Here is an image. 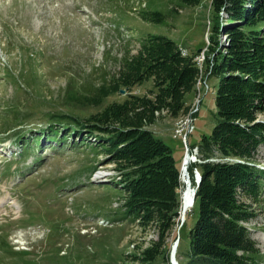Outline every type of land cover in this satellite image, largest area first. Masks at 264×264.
Here are the masks:
<instances>
[{"label": "rangeland", "instance_id": "rangeland-1", "mask_svg": "<svg viewBox=\"0 0 264 264\" xmlns=\"http://www.w3.org/2000/svg\"><path fill=\"white\" fill-rule=\"evenodd\" d=\"M155 10L165 14L162 24L141 18L143 12ZM216 17L212 0L195 7L175 0H0V264H170L178 233L177 261L190 262L197 210L189 211L182 225L184 217L179 215L167 233L165 254L148 261L145 252L159 240L158 224L143 226L125 216V194L113 184L120 179L116 165L107 162L95 138L80 147L77 135L64 143L33 137L51 121L59 122V116L67 117L62 123L68 124L69 115L86 119L97 113L100 109L71 103L68 97H91L105 78L116 76L128 52L136 55L150 35L165 36L177 43L182 56L194 55L198 74L194 92L187 96L188 111L174 117L169 109L157 110L147 129L160 138V124L172 127L166 143L181 167L185 146L174 135L178 123L193 118V110L201 105L189 136L190 145L200 148L203 136H209L219 120L221 78L214 74L210 47L214 23L222 13ZM223 36L222 43L229 45ZM154 90L151 80L130 93L151 96ZM126 98L127 91L118 93L104 106ZM254 123H264V110L256 113ZM199 161L236 159L217 152L206 158L200 149ZM255 162L264 170V144ZM240 201L256 207L245 196L240 195ZM256 209V217L244 226L261 251L256 264H264V182Z\"/></svg>", "mask_w": 264, "mask_h": 264}, {"label": "trees", "instance_id": "trees-1", "mask_svg": "<svg viewBox=\"0 0 264 264\" xmlns=\"http://www.w3.org/2000/svg\"><path fill=\"white\" fill-rule=\"evenodd\" d=\"M175 1L195 7L202 0ZM212 9L218 20L222 13L214 23L210 47L215 54L214 74L221 78L216 96L219 120L199 146L206 158L217 152L236 161L194 165L202 180L193 206L199 217L190 231L188 264H256L261 251L244 223L257 215L264 182V170L255 162L264 144V123H254L256 113L264 110V0H212ZM141 18L162 24L165 14L145 11ZM222 34L229 45L222 43ZM197 74L194 55L184 57L175 41L150 35L136 55L128 52L120 60L116 76L111 81L105 78L91 97L82 101L74 93L68 97L71 103L100 109L97 113L86 119L69 115L68 124L62 123L67 117L59 116V122L51 121L33 137L64 143L77 135L80 147L95 138L107 162L116 165L120 179L113 184L125 194V216L143 226L158 224L159 240L145 252L148 261L165 254L166 236L182 211V200L180 167L173 151L147 127L154 122V112L162 108L174 117L188 111L187 96L194 92ZM151 80L152 97L130 93ZM122 90L127 91L123 102L104 106ZM240 195L256 207L240 201Z\"/></svg>", "mask_w": 264, "mask_h": 264}, {"label": "built area", "instance_id": "built-area-1", "mask_svg": "<svg viewBox=\"0 0 264 264\" xmlns=\"http://www.w3.org/2000/svg\"><path fill=\"white\" fill-rule=\"evenodd\" d=\"M205 54V52L203 53ZM196 60H200V57L196 58ZM202 66V64H201ZM209 91L208 85L206 84V88L204 90L205 94ZM201 106V105H200ZM200 106L198 108V112L189 120L188 124H183L182 126H177L174 129V135L175 137H180L183 139V143L185 146V156L183 159V164L182 166L187 167V169H190L193 164H198L200 163L199 161V151L200 148L192 147L189 142V136L194 132L195 130V116L199 113L200 111ZM193 173L196 175L198 174V169H194Z\"/></svg>", "mask_w": 264, "mask_h": 264}, {"label": "bare ground", "instance_id": "bare-ground-1", "mask_svg": "<svg viewBox=\"0 0 264 264\" xmlns=\"http://www.w3.org/2000/svg\"><path fill=\"white\" fill-rule=\"evenodd\" d=\"M223 37L225 38V40H227V36L226 35L223 36ZM195 61H196V59H195ZM197 112H198V108L196 106V108L193 110V114L197 113ZM191 118L192 117H188V118H186L185 121L182 120L180 123H178V125L182 126L183 124H188L189 120ZM185 171H186L185 172V176L183 177L184 178V180H183L184 181V189H183V195H182L183 199H182V206H181V209H182L181 215H182V218L184 217L183 219H186V215L188 214L189 211H191L193 209V206H194V203H195V202H193V198H194L193 188L194 187L192 185L191 175H190L189 169H187V167H185ZM187 172L189 173L188 175H187ZM197 177H200L199 173L197 174ZM178 248H179V245L176 247V250H175V259H176V261L178 260L177 259ZM177 262H179V261H177Z\"/></svg>", "mask_w": 264, "mask_h": 264}, {"label": "water", "instance_id": "water-1", "mask_svg": "<svg viewBox=\"0 0 264 264\" xmlns=\"http://www.w3.org/2000/svg\"><path fill=\"white\" fill-rule=\"evenodd\" d=\"M201 52V51H200ZM121 94H126V91L125 90H122L121 91ZM185 169L184 167L181 168V175H182V180H184V176H185ZM189 173L187 172V175ZM189 177V176H188ZM201 176L200 177H196V187L193 188V191H194V198H193V202H195V199H196V192H197V189L198 187L200 186L201 184ZM184 182V181H183ZM182 199H183V196H182ZM180 215H181V211L179 212ZM184 222V219H182V223L181 225L183 224ZM179 242H180V237H179V233H178V237L176 239V241L174 242V244L172 245L171 249H170V256H169V260H170V264H179L176 259H175V250H176V247L179 245Z\"/></svg>", "mask_w": 264, "mask_h": 264}, {"label": "crops", "instance_id": "crops-1", "mask_svg": "<svg viewBox=\"0 0 264 264\" xmlns=\"http://www.w3.org/2000/svg\"><path fill=\"white\" fill-rule=\"evenodd\" d=\"M161 131L156 132L160 138H162L165 142L172 137V127L163 126L160 124Z\"/></svg>", "mask_w": 264, "mask_h": 264}]
</instances>
